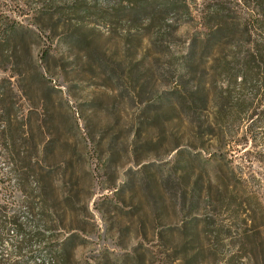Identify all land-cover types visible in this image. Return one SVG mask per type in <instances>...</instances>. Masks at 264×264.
I'll list each match as a JSON object with an SVG mask.
<instances>
[{"label": "rangeland", "instance_id": "374dc122", "mask_svg": "<svg viewBox=\"0 0 264 264\" xmlns=\"http://www.w3.org/2000/svg\"><path fill=\"white\" fill-rule=\"evenodd\" d=\"M139 1L0 0L4 264H264V84L223 93L229 48L184 74L201 15L235 1ZM184 86L208 98L190 118L166 100Z\"/></svg>", "mask_w": 264, "mask_h": 264}, {"label": "trees", "instance_id": "16d2710c", "mask_svg": "<svg viewBox=\"0 0 264 264\" xmlns=\"http://www.w3.org/2000/svg\"><path fill=\"white\" fill-rule=\"evenodd\" d=\"M158 1V0H154ZM141 0L139 3H132L133 13L137 18L150 19L160 14L163 17L172 14H179L181 11H189L190 5L187 0ZM228 1V0H227ZM235 1V7H226L221 2L212 4L207 14H202L201 19L205 25V33L203 37H195L189 45L188 52L185 55V75L191 70L193 64L197 60L203 61L215 51L221 54L225 48H229L230 60L224 62L225 65L219 66L218 75H223L228 80V87L223 93L227 97H233V87L238 86L243 91L252 87L254 83L260 82L264 84V0H232ZM241 3V5H240ZM228 11V13H227ZM5 36L8 39L20 41V33L24 40L32 38V33L28 29H20V26L15 24L8 25L4 29ZM0 39L2 40L1 36ZM0 40V41H1ZM1 44V43H0ZM200 47V49H199ZM227 64V65H226ZM232 67H228V65ZM201 86L196 88L199 93ZM260 89L256 90L254 96L259 95ZM168 102L179 107L186 117H193L195 109L205 107L207 105V95H203L197 100L192 99L187 91V86L183 89H176L171 92L166 99ZM238 106L241 104L237 103ZM252 103L249 104L251 107ZM245 112L234 108L235 114L250 115L248 109ZM3 206L0 205V242L3 240V231L7 224L14 225L17 231L20 232V222L17 216L10 218L8 221L3 215ZM71 238H67L60 244L61 250L68 247ZM27 239L24 237L21 241L15 244V250L20 254V248L27 244ZM4 258H0V264H4ZM6 264V263H5ZM12 264H17L14 262Z\"/></svg>", "mask_w": 264, "mask_h": 264}]
</instances>
